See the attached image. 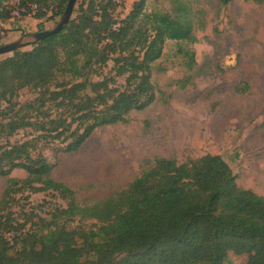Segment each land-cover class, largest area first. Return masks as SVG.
Listing matches in <instances>:
<instances>
[{
  "label": "trees",
  "instance_id": "obj_1",
  "mask_svg": "<svg viewBox=\"0 0 264 264\" xmlns=\"http://www.w3.org/2000/svg\"><path fill=\"white\" fill-rule=\"evenodd\" d=\"M12 1L0 0V20L12 18ZM27 1L39 5L35 18L57 23L69 0ZM170 1L171 13L147 12L139 0L117 21L114 0H85L60 32L0 60V176L7 177L0 264H231V252L252 253L243 264H264V195L240 186L221 155L146 159L126 188L90 205L53 177L47 149L77 151L97 128L148 107L156 99L152 64L166 41L197 42L191 7ZM45 29L40 22L38 31ZM109 60L115 74L95 79L96 66ZM25 88L33 96L20 102ZM16 169L27 176L12 177ZM25 192L48 193L66 205L27 228L33 217L20 224L13 211ZM77 218L95 223L72 227Z\"/></svg>",
  "mask_w": 264,
  "mask_h": 264
},
{
  "label": "rangeland",
  "instance_id": "obj_2",
  "mask_svg": "<svg viewBox=\"0 0 264 264\" xmlns=\"http://www.w3.org/2000/svg\"><path fill=\"white\" fill-rule=\"evenodd\" d=\"M77 1L76 8L85 0ZM137 1L115 4L116 20L124 19ZM185 1L192 10L198 40L166 41L162 56L152 64L154 102L131 111L124 122L97 128L77 151H62L60 144L45 151L55 165L54 179L70 186L80 204H93L126 188L146 159L171 157L183 162L205 154L221 155L237 174L240 186L264 195V2ZM144 9L171 13L173 7L170 0H146ZM0 35V45L12 42L2 26ZM11 54L0 55V60ZM113 67L112 60L98 64L93 77L114 75ZM117 80L122 83L124 78ZM32 96L25 88L18 100ZM22 136L20 132L12 140ZM11 176L25 178L27 173L16 169ZM6 184L7 177L0 176V199ZM17 198L16 221L21 224L33 217L27 228L39 217L49 218L55 205H66L44 192H25ZM93 223L77 218L71 225L89 228ZM12 245L19 247L17 240ZM230 258L231 264H243L252 253L231 252Z\"/></svg>",
  "mask_w": 264,
  "mask_h": 264
},
{
  "label": "water",
  "instance_id": "obj_3",
  "mask_svg": "<svg viewBox=\"0 0 264 264\" xmlns=\"http://www.w3.org/2000/svg\"><path fill=\"white\" fill-rule=\"evenodd\" d=\"M76 1L77 0L68 1V4L66 6L64 13L62 14L58 22L53 27L45 29V30H41V31L32 32V33H24L23 35H21L20 38H18L15 41H12L4 45H0V55L14 52L17 49H21L27 45L36 43L48 36H51L53 34L60 32L70 21L73 11H74Z\"/></svg>",
  "mask_w": 264,
  "mask_h": 264
},
{
  "label": "crops",
  "instance_id": "obj_4",
  "mask_svg": "<svg viewBox=\"0 0 264 264\" xmlns=\"http://www.w3.org/2000/svg\"><path fill=\"white\" fill-rule=\"evenodd\" d=\"M43 23L45 28L54 26L53 20H38L35 17L27 16L23 18H9L0 20V26L6 29L9 33L8 41H15L24 33H32L38 31L39 23Z\"/></svg>",
  "mask_w": 264,
  "mask_h": 264
},
{
  "label": "built area",
  "instance_id": "obj_5",
  "mask_svg": "<svg viewBox=\"0 0 264 264\" xmlns=\"http://www.w3.org/2000/svg\"><path fill=\"white\" fill-rule=\"evenodd\" d=\"M116 3L120 0H114ZM12 4L16 5L15 10L12 13L13 18H23L27 16L35 17L39 11V5L35 2H22V0H13Z\"/></svg>",
  "mask_w": 264,
  "mask_h": 264
}]
</instances>
